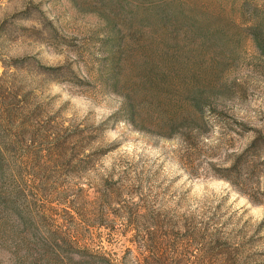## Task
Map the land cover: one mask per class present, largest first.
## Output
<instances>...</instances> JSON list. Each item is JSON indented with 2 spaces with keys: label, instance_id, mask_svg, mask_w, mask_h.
Listing matches in <instances>:
<instances>
[{
  "label": "rangeland",
  "instance_id": "obj_1",
  "mask_svg": "<svg viewBox=\"0 0 264 264\" xmlns=\"http://www.w3.org/2000/svg\"><path fill=\"white\" fill-rule=\"evenodd\" d=\"M138 200L216 208L236 264H264V0H0V264H136L114 218Z\"/></svg>",
  "mask_w": 264,
  "mask_h": 264
},
{
  "label": "trees",
  "instance_id": "obj_2",
  "mask_svg": "<svg viewBox=\"0 0 264 264\" xmlns=\"http://www.w3.org/2000/svg\"><path fill=\"white\" fill-rule=\"evenodd\" d=\"M254 41L258 49L263 48V42L258 36ZM41 67V66H40ZM45 72L54 73L60 68H41ZM209 101L201 93L191 98L190 114L202 120L203 110ZM20 116L23 117L25 107H19ZM9 111L4 112L7 116ZM176 125L171 124L170 129L175 130ZM258 138H255L250 148L256 146ZM114 190L111 195H115ZM206 214V213H205ZM218 211L215 208L208 220L197 219L195 215L188 217L187 223L183 224L181 219H169L167 214L154 210L145 200L125 202L119 215L114 219L119 220V231L123 235L130 233L129 242L132 245L130 253L136 264H174L175 259H169L166 253L169 249L175 250V240H169L172 235L179 234L181 230L193 238L194 243H203L206 249L212 254V260L217 264H236L238 260L239 245L230 236H225L223 228L217 226ZM108 229H115L114 226L102 224Z\"/></svg>",
  "mask_w": 264,
  "mask_h": 264
}]
</instances>
